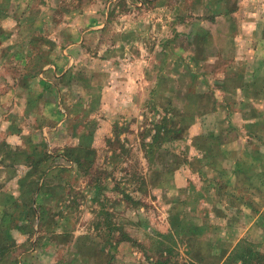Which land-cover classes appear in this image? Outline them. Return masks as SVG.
<instances>
[{
    "label": "rangeland",
    "instance_id": "rangeland-1",
    "mask_svg": "<svg viewBox=\"0 0 264 264\" xmlns=\"http://www.w3.org/2000/svg\"><path fill=\"white\" fill-rule=\"evenodd\" d=\"M207 1L0 0V25L29 24L0 31V75L45 67L51 83L21 107L33 121L25 136L15 121L1 130L11 133L0 145L3 264L8 251H95V264H223L242 246L264 254L240 239L223 255L220 237L199 230L206 209L218 215L215 173L235 133L213 126L204 95L235 54L225 25L200 12ZM39 184L60 188L45 196Z\"/></svg>",
    "mask_w": 264,
    "mask_h": 264
},
{
    "label": "crops",
    "instance_id": "crops-1",
    "mask_svg": "<svg viewBox=\"0 0 264 264\" xmlns=\"http://www.w3.org/2000/svg\"><path fill=\"white\" fill-rule=\"evenodd\" d=\"M3 1L9 4L14 0ZM255 1L264 0H208L200 11L209 16L211 23L213 19L225 25L219 29L220 34L226 37L223 45L233 47L235 52L228 59L230 65H226L225 72H221L219 86L206 88L204 93L211 97L208 110L214 116L213 126L235 129L232 136L226 137L225 146L222 147L224 152L219 154L220 168L215 173L221 192L218 215L214 217L215 214L208 208L205 211L209 214H203L198 219L202 235L220 237L221 248L217 251H223V255L231 251L240 239L261 244L264 251V153L257 147L264 146V137L259 138L260 128L264 126V9L252 7L250 4ZM8 13L16 16L11 11ZM11 22L12 25L2 22L0 31L14 34L18 30L25 31L29 25ZM34 59H28L27 64ZM67 64L70 62L67 61L65 66ZM42 68V72L33 74L1 73L0 145L10 137L8 131H4L5 136L1 131L8 126V122L18 123L20 131L23 128L20 138L25 136L24 130L31 126L33 121L29 123L30 119L24 110L21 111V107L28 106L30 93L36 96L44 94L46 85H51L46 77H41L42 74L46 76V68ZM18 77H23L22 85L16 84ZM34 80L40 83L38 88ZM33 85H36V89ZM21 95L22 101L19 99ZM18 131L15 141L19 138ZM243 144L251 146V150H243ZM206 169L217 170L212 167ZM53 187L60 188L58 185ZM53 187L39 184L37 194L48 196V192L56 190H52ZM4 254L12 256L11 264H95V251H8ZM4 260L3 256L0 264Z\"/></svg>",
    "mask_w": 264,
    "mask_h": 264
},
{
    "label": "trees",
    "instance_id": "trees-1",
    "mask_svg": "<svg viewBox=\"0 0 264 264\" xmlns=\"http://www.w3.org/2000/svg\"><path fill=\"white\" fill-rule=\"evenodd\" d=\"M236 262L238 264H264V254L249 251L247 246H242L240 251L229 253L223 264H236Z\"/></svg>",
    "mask_w": 264,
    "mask_h": 264
}]
</instances>
